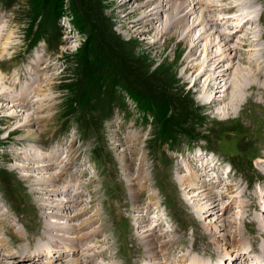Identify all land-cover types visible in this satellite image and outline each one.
I'll return each instance as SVG.
<instances>
[{
    "label": "rangeland",
    "instance_id": "obj_1",
    "mask_svg": "<svg viewBox=\"0 0 264 264\" xmlns=\"http://www.w3.org/2000/svg\"><path fill=\"white\" fill-rule=\"evenodd\" d=\"M159 1L161 0H158V2ZM191 1L195 2L198 0ZM204 1L203 3L197 5L198 10L196 14L200 15L203 9V13H207L206 18H212V12H209L207 9L208 5L213 4L214 0H207L206 2ZM235 1L237 3H241L244 0H234V2L230 3V5L235 4ZM12 2V6L9 8L3 4H0V32H2V36L0 38V54L6 51L3 55H0V70H2L3 75L6 76L8 81L11 78H16L18 80V84L16 83L14 89L15 93H18L17 91L21 90L22 86H26V82H29L30 87L28 88L30 89L38 87L39 92L35 98H39L38 100L42 105L40 106L38 113L35 114L38 116H43L39 121L36 122L38 116L35 115L36 119L32 124L22 127L20 125H22L25 117L29 116V113H33L35 110L34 107L23 108L21 102L16 104L14 101L12 102L11 99H4L2 96H0V169L5 171L6 176L13 179V189L5 190L8 195L5 193V191H1L0 189V200H2V203L0 204L3 207V210L5 209L4 211L7 213L4 215V217L7 218H4L3 221L0 222V233L3 234L5 239L7 238V241L12 239L11 237L14 235L10 236L6 234L8 233L7 230L10 228V220H12L15 223L14 228L19 229L20 227H23L20 229L24 233V237L21 240H15L16 237L14 236L12 242H25V245L31 246H36L37 242L46 243L40 239L41 236H43L42 234H44L42 232L44 228L41 224V220H44V218H41L40 215L42 214H40L38 210V202L34 198L36 193L35 191L39 188H37L38 184L32 180L38 179L40 177L51 176V173L54 174L55 172H61V169H63L64 166L63 163H60V159H64L69 155L70 159L73 161V176L82 182V186H86L85 192L83 194L84 200L82 199L81 201L84 203V201L87 202V200L91 201V198L95 199L96 207L100 211L101 217L104 218L103 221L106 222V224L104 222V225H109V227L104 228L103 234H101L102 236H92L93 240L95 239L93 241V243H95L93 246L100 251L94 258L95 264H147L145 261L139 262V255L142 252L143 254L146 252V245L143 243L145 245L144 246L137 240V235L140 234L143 236L146 233H144V231H147V229L143 230L142 227L137 229V226L132 222V219L136 218L135 210L139 207H144L145 211L150 209L152 212L149 214L151 219L155 218L156 216L162 218L161 213L164 209L171 215L170 209L168 207L165 208L164 206L166 204L165 197L168 199L170 197L177 203L178 209L183 214V218L181 217L184 221L183 225L185 227L187 226L185 231L186 233L189 232V237L185 240L189 246H193V239L191 238L190 233L196 229V226L195 229L191 226V221L194 222V217L193 212L190 209V204L187 202L188 198L191 199V193L194 191L188 192V190L183 187L182 182L176 181L174 178L176 175L181 177L178 170L179 166L177 165L180 158L186 160L189 155L193 156L194 152H196V148L194 149L187 146L190 138L185 137L187 136L185 134L190 133L191 130L195 133L189 136L197 135L200 137L210 138V142L213 145L211 146L224 160L231 161L232 157L241 156L244 159L245 168L237 171L234 169L232 176H235V180L233 181L234 183L242 184L244 187H246L256 175L254 170H256V168L259 166L258 162H260V156L264 154V92H259V97L263 102H254L253 104L249 105L246 111L242 113L239 120H237V116L240 115V112L246 104L242 107V109L237 108L236 110H238V112L234 115L229 114L228 110H225V112L227 111L225 114L227 116H224L223 114L225 112L221 110V106H224L229 99L226 98V100H223V98H221V96L224 95L223 91L226 90L228 86L221 90L218 93L219 95L217 94V91H213V89L209 90V94L207 95V92H205L206 89L202 86V83L209 75L213 76L218 73V69H229V71H235L237 67L235 63L237 62V59L242 58L246 54V50H244V48L237 50L240 54L235 51L237 56L230 60V62L233 61L235 63H233V65L230 67H228L230 62L228 59H226L225 55L223 61L220 63L224 64L226 62L228 65L225 63L224 66H219L217 68L206 66L204 62L206 55L204 52H202L203 47H199L201 51L197 50L195 53V56H197L196 58L191 54L192 50L189 46L192 39H195L200 35L199 33L201 32V27L203 26L202 24L197 26V29H193L189 36L186 35L187 29L185 31L184 27L180 24H178V26H170V24H168V27H166L165 31H162L161 28L152 30L150 26L146 25L143 28H140V30H136L135 27L130 28L131 25L126 27L119 18L121 15H123L121 12L123 8L121 7L122 0H64L62 9L59 11L57 17L59 19L58 23L55 26H53L52 21L49 22V20L45 19V16L42 19H38L32 23L34 13L32 4L29 0H13ZM137 2H145L147 4L145 10L147 11L152 10L153 6L157 3L156 0H140ZM214 2H216V0ZM256 3L258 17L261 14L258 11H262L261 16L264 18V0H256ZM137 4L138 3L134 5ZM213 5H216V3ZM50 9L51 8H47L46 12H48ZM142 11L143 9H141V12ZM251 11H253V9H251ZM230 12L233 14L237 11L232 9ZM226 13L227 11L220 13L219 16L225 15ZM159 15H161L162 18H166L168 16V12H160ZM192 16L193 17H190L189 23H192L195 20L194 15ZM40 25H44V29L42 31L49 33L51 37L47 41H41L34 49H31L29 46L30 39L37 29L40 30ZM210 26L211 28H208L209 32H213L217 35L213 29L215 30V28H218V25H215L214 22L211 21ZM167 29H169V31H166ZM223 29L225 30V28ZM256 29L258 31L264 30V23H260L257 20ZM213 37L216 38L215 35L211 36V38ZM238 38L239 35L235 36V40ZM232 39L234 42V37ZM223 41L229 43V46L233 44L231 43L232 40L226 41L221 39L220 42L222 43ZM263 42L264 40L261 42V44ZM6 43H10L8 44V49H4V47L7 46ZM203 43L205 44L206 42L203 40ZM262 45H264V43ZM225 54H227V52ZM83 57H85V60L87 59L84 63L82 60ZM32 60H36L37 62L33 63ZM184 61L189 63V71L185 70V65H182ZM99 62L101 64H99ZM107 63H112V66L115 69L113 72L110 71L111 81L103 85V74L108 71V66L106 65ZM9 65L11 67H9ZM32 78H34V80L36 78L34 87H32L33 85L31 84ZM183 78H186L188 83L184 82ZM231 79L233 80V77ZM195 82H197L198 85L195 86ZM244 82L246 84V81ZM9 83L14 84V82ZM250 88L251 87L247 86L245 89L247 93H250ZM2 90L4 89L0 87V92ZM212 93H214L213 96ZM136 94L149 97L151 101L154 102V104L159 103V101H162V99H168L170 101L171 110L167 114V117L171 118L172 122L168 127L169 130H171V135H178L182 141V145L176 149L174 153H169L170 159L159 155H157L156 159L152 155L154 150L158 149L161 144L160 137L163 136L160 133L161 124H159L155 119L157 113L151 108L150 109L152 111L147 109L140 102H138L139 97ZM75 98L79 100L81 99V103H79V105H75V109L68 110L69 105ZM219 99L221 100L218 101ZM43 100L48 104H43ZM82 100H87V102H83ZM112 101L115 102L111 104ZM119 101H121L123 106H125L123 110L117 106V104L119 105ZM219 103L221 104L219 107L220 111L219 109L216 110V107ZM35 105L37 107V104ZM111 107L112 111L109 109ZM70 111H72V113H70ZM248 111L251 112L249 113ZM214 116L220 117L222 119H227L229 117L233 119L225 121L218 118L215 119ZM78 119H83L84 124L82 125ZM248 119L249 124L247 123ZM86 120L88 121V127L86 126ZM89 121H91V126ZM67 124L70 126L66 127L65 125ZM228 126H231V129ZM85 127L87 130H89V138L84 139V136L81 135L83 134L81 133V129H84ZM65 128L69 129L66 131ZM27 131L39 132L42 142L33 144L28 140L27 136H25ZM39 134L35 137H39ZM244 135H246V137H244ZM199 143L205 144L207 142L200 141ZM36 146L42 147V150H47L48 153L53 151H48L47 148L51 150H61L60 152L62 155L58 157L60 159L58 160L59 163L57 164L56 169H51L52 171H48L47 169H43L41 166L36 165L40 164L39 159H37L36 156H39L41 153H43L41 151H36L34 148ZM257 146H259V149ZM95 150L102 153L104 156V158L101 160V163L105 164L104 166L106 172L103 166L96 164L98 161H96V163L94 162L93 154L91 153H94ZM25 151L30 154V157L22 158ZM124 151L127 153V157L123 160V158H121L119 155H121V153ZM35 152L36 155L33 156V153ZM250 152L254 155L250 156ZM17 153L21 156H18ZM132 156L135 157L133 158ZM30 158H32V160ZM205 158L206 157H204V159ZM251 158L253 159L252 162L250 160ZM130 159L135 161L133 162L134 166H142V173L145 176L140 177L136 181L137 185L135 188L128 186L129 182H132V178L136 177L138 174V170H133L131 173H128L127 164L131 162ZM116 161L118 164H116ZM202 162L205 164L204 161ZM203 163L201 164L203 165ZM165 165H167V167ZM191 165L195 169V160L191 161ZM16 167L17 171H15ZM196 169L198 170L199 168ZM201 169L199 170V173L203 174L206 172L204 171V168ZM64 172L65 170L63 173ZM24 175H28L31 178H25ZM250 175L251 177H249ZM168 177L172 178L170 179ZM15 178L18 181H15ZM63 180L64 181L61 184L54 186L58 187L59 189L56 192L54 189H52V186H48L45 192L37 194L42 201L46 200L47 196L51 197L49 204L53 205V210H57L61 207L59 212L64 215H69L71 214V210H74L72 212H76V205H74L72 202H69L68 200L67 201L69 204L65 202V204L62 205L63 207L59 205L61 203H57V198H65V196L62 195V188H65L68 177H65ZM114 180L119 183L121 190L120 192L122 194L119 193V190L110 186L109 189L107 188L108 182ZM174 182L176 183L174 184ZM124 186L126 189L123 188ZM160 186L163 187L161 188ZM261 186L262 184L260 183V185L254 187L261 188ZM205 187L208 188V184H206ZM3 188H7L5 184L3 185ZM142 188L144 190H142ZM160 189H162L164 192H162ZM182 189L188 192L186 196L185 194H182ZM197 189L198 188L195 187L193 190ZM220 189L221 191L223 190L222 188ZM220 189L217 188L216 190L218 191ZM250 189L251 188H249V190ZM76 192H78L77 188L76 190L72 189L71 196L75 195ZM52 195H54V198ZM229 198L230 196L228 199ZM28 203L30 205L32 204V207ZM83 203L80 205V208L85 207L83 206ZM199 204L202 206H209V203L207 204L203 200L199 201ZM88 206H90V203ZM17 208L20 211L15 210ZM50 208L51 207L46 208L45 210H50ZM236 208H238V206ZM198 209L200 210L199 206L197 207V211ZM210 210L211 212L209 213L205 212L206 214L204 217L197 214L200 220H204V224H210L211 222H214L215 219H217L216 209L213 208ZM172 215L174 214L172 213ZM49 216L48 220H54V222H50L52 224H56L58 221L66 222L69 219L67 216L57 218L52 214ZM130 220L131 222H128ZM118 221L120 222L121 226ZM162 221L163 220L161 219V223ZM67 222L69 223L70 221ZM168 222L170 224L166 226L161 224V226L158 227L159 229H156L157 232L155 234V238L157 239L156 242L158 241L156 243L158 248H162L159 247V245H162L163 241L165 240L161 237V234L166 232V230H169V228L173 229L168 231V233L170 232L169 234L173 238H176V236L181 234L182 230L184 231V229H182L173 218L170 220L168 219ZM219 222L222 223V220ZM68 223L67 225H70ZM173 225H175L176 228H174ZM151 226L148 225L145 228H150ZM177 230H179V232H177ZM88 231L90 232V230ZM122 235L126 236L123 238ZM89 238L92 240L91 237ZM88 240L89 239H86L85 241V247L86 243L90 242ZM111 241H114L113 243L116 244H113ZM46 246L49 247V244L46 243ZM103 248L108 251L107 253L109 255L112 254L110 258H104L107 255L103 251ZM168 249H170V246ZM90 251H92V249ZM7 253L8 251L5 250V254ZM125 253L126 255H124ZM76 257L79 258V256H75L74 258ZM81 257L83 256L81 255ZM71 258L69 257V259ZM109 259L111 260L108 261ZM67 260L68 259L60 261L59 263L65 262ZM100 260L102 261L100 262ZM1 262L2 263L0 264L8 263L4 261ZM10 264L30 263L15 262Z\"/></svg>",
    "mask_w": 264,
    "mask_h": 264
},
{
    "label": "bare ground",
    "instance_id": "obj_2",
    "mask_svg": "<svg viewBox=\"0 0 264 264\" xmlns=\"http://www.w3.org/2000/svg\"><path fill=\"white\" fill-rule=\"evenodd\" d=\"M137 1H140V0H122L121 7H123V8H122L121 12L123 13V15H121L119 18L121 19V21L123 22V24L126 27L128 25H131L130 28H132V27L134 28L135 27L136 30H140V28H143L146 25V26H150L152 28V30L161 28L162 31H165L166 27H168L167 26L168 24H170V26H173V25H177L178 26V24H180L181 26L184 27L185 31L187 29L186 35L189 36L192 33L193 29H195L197 26L202 24L203 26L201 27V32L199 31L200 35L198 37H196L195 39H192V41L190 42L189 46H190V48L192 50L191 54L194 55V56H195V53L197 52V50L201 51L199 49V47H201V46L203 47L202 52H204V54L206 55L205 60H204L206 66L215 67V68H217L219 66H224V64L226 62L224 64L220 63V62L223 61L224 55H225L226 59H228L229 62H230L231 59H234L237 56L235 51L240 50L242 48H244V50H246L245 51L246 54L242 58H238L237 59L238 63L237 62L235 63L233 61L230 62L229 65L226 63L228 65V67L232 66L233 63H235V65H237L235 71H229V69H221V70L218 69V73L217 74H215L213 76L209 75L204 80V82L202 83V86L206 89L205 92H207L206 93L207 95L209 94V90L213 89V91H217V94H218L221 90H223L225 87L228 86V88L223 91L224 95H222L221 98H223V100H226V98H229V99H228V101L226 102V104L224 106H221V104L219 103L218 106L216 107V110H218L219 107L221 106V110H223L224 112H225V110H228L229 114L234 115V114H237V112H238V110H236L237 108H241L242 109V107L246 104L245 107L240 112V115L237 116V120H239V118L241 117L242 113H244L246 111V109L248 108L249 105L253 104L254 102L262 101L261 98L259 97V92L260 91L264 92V47H263L264 45L262 46V44L264 42L261 44V42L264 40V30H259L258 31L256 29V24H257L256 0H248V1L244 0L241 3H237L235 1L237 4H233V5H230V3L234 2V0H230V1L229 0H216V2H214L215 1L214 0L213 4L216 3V5H213V4L208 5V9L207 10L209 12H212V18L209 17V19L206 18V14L207 13L206 14L203 13V9H202V13L200 15L196 14V12L198 10L197 5L200 4V3H203L204 0H198V1H195V2L191 1V0H161V1L158 2V0H156L157 3L153 6L152 10H148L149 12L147 10H145L146 5H147L145 2L141 3V2H137ZM206 1H204V2H206ZM179 2H181V3H179ZM136 3H138V4L134 5ZM207 3H210V2H207ZM141 9H143L142 12H141ZM232 9L236 10V11H238L240 13L238 15L236 14L235 16H231L228 13H231L230 10H232ZM251 9H253L254 12L251 11ZM260 9H262V8H260ZM225 11H227V14L219 16L220 13H223ZM140 12H141V14H140ZM160 12H168V16L166 18H162L161 15H159ZM258 12H260V11H258ZM192 15H194V18L197 21L194 20L192 23L191 22L189 23L190 17H193ZM211 21H213L215 25L216 24L218 25V28H215V30L213 29V31L215 33H217V35L214 34L213 32L210 33L209 30H208V28H211V26H210V22ZM258 21H260L262 23V18L258 19ZM246 27H250V28L248 29ZM223 28H225V30ZM262 29H263V27H262ZM166 31H169V29H167ZM1 34H2V32H0V38L2 36ZM212 35H215L216 38H214V37L211 38ZM237 35H239V38L235 40V36H237ZM233 37H234V42H233V39H232ZM2 39H3V37H2ZM221 39L222 40H226V41L227 40L228 41L232 40L231 43H233V44H231L229 46V43H227V42L223 41L221 43L220 42ZM203 40L206 42L205 44L203 43ZM8 44H10V43H6L7 46H5L4 49H8ZM247 46H254V48L250 49V50H247V49H245ZM5 52H3L1 54L3 55ZM226 52H227V54H225ZM10 56H12V55H10ZM1 57H3V56H1ZM195 57L197 58V56H195ZM32 61H33V63L37 62L36 60H32ZM182 65H185V70L189 71V67H188V66H190L189 63H186L184 61ZM9 67H11V66L9 65ZM222 68H225V67H222ZM26 69H28V68H26ZM33 70H34V68H33ZM216 72H217V70H216ZM16 73H17V71H16ZM39 76H40V74H39ZM232 77H233V80L231 79ZM183 79H184V82H187L186 78H183ZM38 80H39V78H38ZM35 81H36V78H35V80H34V78H32V80H31V84L33 85L32 87H34V85H35L34 82ZM244 81H246V84H245ZM9 82H14V84L13 83H9ZM17 82H18V80L16 78H11L8 81V79H6V76L3 75L2 70H0V87L4 89V90H2L0 92V96H2L4 99H11L12 102L14 101L16 104L21 102V105H22L23 108H28V107H32L33 108L34 107V109H35L33 111V113H31V114L29 113V116L25 117L22 125H20V126L24 127V126H28V125L33 123V121L36 119V116H38L35 113H38V111L40 110V106L42 104L38 100L39 98L38 99L35 98V96L38 95V92H39V89H38L37 86H36L37 88H34V89L31 88L30 89V88H28V87H30L29 82H26L27 83L26 86H22L21 90H18L17 91L18 93H15L14 89H15V85H16ZM194 85L196 86V85H198V83L195 82ZM12 86H13V88H12ZM247 86L251 87L249 89L250 93H247L246 90H245L247 88ZM213 94L214 93H212V96H213ZM209 98H211V97H209ZM220 100L221 99H219L218 101H220ZM46 103L47 102H44V100H43V104H46ZM35 104H37V107H36ZM2 106H4V105H2ZM219 111H220V109H219ZM226 113H227V111L223 115L227 116V115H225ZM42 116L43 115H39L37 117V119H36V122L39 121ZM214 118L215 119L218 118V119L225 120V121L233 119V118H230V117L227 118V119H222V118L216 117V116H214ZM113 122H114V120H113ZM240 122L242 124L241 119H240ZM247 123L249 124V119H248ZM221 125H222V123H221ZM235 126H236V124H235ZM244 126H245V124H244ZM211 128H213V127H211ZM224 129H225V127H224ZM236 129H237V127H236ZM243 129H245V128H243ZM211 132H212V130H211ZM240 133H242V132H240ZM38 134H39V132H36V131H27L25 136H27L28 140L31 141L34 144V143H37V142H42L40 134H39V137H35ZM261 134H262V132H261ZM250 135H252V134H250ZM104 137H105V135H104ZM244 137H246V135H244ZM229 138H230V136H229ZM263 138H261V139H263ZM130 139H132V138H130ZM124 142H125V140H124ZM243 142H245V141H243ZM263 143H264V141H263ZM263 143H262V145H263ZM243 145H244V143H243ZM243 145H241V146H243ZM70 147H72V146H70ZM258 147L259 146H257V148ZM34 148L36 149V151L43 152L39 156H36L37 159H39V163H40V164H36L37 166H41L43 169H47L48 171L49 170L52 171L51 169H56V166L59 163L58 160L60 159L58 157L62 155V153L60 152L61 151L60 149L51 150V149L46 147L48 149V151L49 150L53 151L51 153H48L47 150L46 151L42 150V147H37L36 146ZM245 148H247V147H245ZM128 149H129V147H128ZM251 151H253V150H251ZM20 154H22V153H20ZM258 154H260V153H258ZM17 155L21 156L18 153H17ZM34 155H36V152L33 153V156ZM252 155H254V154L251 153L250 156H252ZM119 156H121V158H123V160H124L127 157V153L124 151ZM23 157L28 158V157H30V154L27 151H25V153L23 154L22 158ZM67 157H65L64 159H60V161H61L60 163H63V166H64L63 167V169L65 170L64 173H63L64 170L61 169V172H59V173H56V172L54 174L51 173L50 174L51 176L40 177L38 179L32 180L33 182L38 184L37 188H39V189L38 190L36 189V191H35L36 193L34 192L35 193V197L34 198L38 202V210H39L40 214H42L40 216H41V218H44V220H41L42 227L44 228V230H42V232L44 234H42L43 236H41L40 239H41V241L43 240L44 242L48 243L50 245V249L49 250H45L46 249L45 247H41L44 244L31 246V245H25V242H10V241H7L6 240L7 238L5 239L3 234L0 233V263H2L1 261L8 262L6 264L15 263V262L16 263L26 262V263H30V264H93L95 262L94 258L100 251L97 250L96 247L93 246V244H95V243H93V241L95 239L93 240L92 236H94V235L97 236V237L98 236H102L101 234H103L104 228L109 227V225H108L109 223L107 224L108 226L104 225V222H105V221H103L104 218L101 217L100 211L96 207L95 199L91 198V201L87 200V202L84 201V203L81 201L82 199L84 200L83 194L85 192V187L86 186L85 185L82 186V182H80L78 179H76L73 176V173H74V169L72 168V162L73 161L70 159L69 155ZM132 157L134 158L135 156H132ZM260 157L262 159L261 164L259 166V168H260V179L262 180L261 181L262 186H261V188L260 187L259 188L258 187L257 188L253 187L251 190H248L247 188L243 187L242 185H238L237 183H234V182H231L230 184H228V183L224 182V180L220 176L216 177L215 179H213V177L209 176L210 173H211V167H210L211 165H209V163L207 161L202 159V161L205 162V164H204L202 161H200L201 158H199V157H198V162H195V169L199 168L198 170L197 169L194 170L191 167L189 161H187L186 164L185 163L182 164L181 162H179L178 163V166H179L178 170H179V174L181 175V177H179V175H176V176H174V178L176 179V181H181L183 187L186 190H188V192L194 191L193 193H191V196H192L191 199L188 198V202H187V203L190 204V209L193 212L194 222H192V224L193 225L197 224L196 225V229L194 227L195 230H193L190 233V236L193 239L192 240L193 241V246L190 247L188 245V243L186 242L185 239H187L189 237V235L187 233H185V232H183L182 235H180L178 238H173L169 234L170 232L169 233L168 232H163L161 234L162 235L161 237L164 238L165 240L163 241L162 245H159V247L163 248V250H164V252H163L162 248H158L156 246V243L158 241L156 242L157 239L155 238V234L157 232L156 229L160 225L157 224L155 226H151L152 219H154V218L151 219V216L149 215L150 214L149 212L151 210L148 209L147 211H145L144 207H139L137 205L139 208L136 206L138 208V209L135 210V212H136V214H135L136 216L135 217L136 218H133L132 220H133L134 224L137 226L136 227L137 229H140V227H142L143 230L147 229V231H144V233L145 232L146 233L143 236H141L140 234L137 235L138 242L141 243V244L144 243L146 245V250H145L146 252L144 254H143V252L140 253L139 262L140 261H145L147 264H248L249 258H252L256 262H259L261 260L264 263V207H263L264 206V154H262ZM139 158H140V156H139ZM30 159L32 160V158H30ZM33 160H35V159H33ZM133 162H135V161L131 160V162L127 164V171H128V173H131L133 170H138V174H137L136 177L132 178V182H129L128 186H130L131 188H135L136 187V185H137L136 181L140 177H145L143 175V173H142L143 172L142 166H134ZM150 163H152V162H150ZM201 163H203V165ZM30 164H32V163H30ZM116 164H118L117 161H116ZM34 165H35V163H34ZM157 166H159V165H157ZM200 168H204L205 169L204 171H206V172L203 173V174L198 173ZM15 171H17V167H16ZM153 174H155V173H153ZM24 176H25V178L29 177L28 175H24ZM65 177H68V180L66 181L67 185L65 184V188H62L63 189L62 190V192H63L62 195H64L65 198H63V199H61V197L59 199L57 198L58 201L60 200L59 202L57 201V203H61L59 205L62 206L63 204H65V202L68 203V201H69V202H72L74 205H76V212H72L74 210H71V214H69V215H64V214L60 213L59 211H60L61 207L58 208L57 210H53V208H52L53 205L49 204V201H50L51 197L47 196L46 200L42 201L41 198H39V196L37 194V193L45 192L47 190L48 186H52V189H54V191L56 192L59 189H58V187H54V186H57V185L61 184L64 181L63 179ZM229 177L231 178V172L229 173ZM30 178L31 177H29V179ZM168 178H170V177H168ZM108 180H109V178H108ZM120 180H122V179H120ZM15 181H18V180H16V178H15ZM211 182H212V184L209 185ZM120 183H122V182H120ZM175 183L176 182H174V184ZM206 184L209 185L208 188L205 187ZM118 185H119V183H118ZM195 187H197L198 189L197 190H193ZM76 188H77L78 192H76L75 195L71 196L72 189L76 190ZM123 188H125V186ZM217 188H219V189L222 188L223 190L221 191V189H220V190L217 191L216 190ZM108 189H109V187H108ZM139 189H141V188H139ZM164 189H166V188H164ZM142 190H144V189L142 188ZM23 192H24V190H23ZM188 192H186L185 190L182 189V194H185V196L187 195ZM64 196H62V197H64ZM139 196H140V194H139ZM229 196H230V198L228 199ZM52 197L54 198V195H52ZM1 198H2V196H1ZM131 199H133V198H131ZM227 199H228V201L226 202ZM201 200L205 201L207 204L209 203V206L200 205L199 201H201ZM100 201H102V200H100ZM142 201H144V200H142ZM32 203H34V202H32ZM82 203H83V206H85L84 208L83 207L80 208V205H82ZM89 203H90V206H88ZM133 203H135V202H133ZM40 204H41L42 207L40 206ZM203 204H204V202H203ZM48 206L51 207L50 210H45L46 208H49ZM114 206H115V204H114ZM198 206L200 207V210L198 209L199 212L197 211V207ZM237 206H238V208H236ZM213 208L216 209V215H217L216 217H217V219H215L214 222H211L210 224H204V220H200L198 218L197 214L204 217V215L206 213L211 212L210 209H213ZM157 209H160V208H157ZM4 210H3V207L0 204V222L3 221L4 218H7V217H4V215L7 214L6 211H4ZM130 213H132V212H130ZM130 213H128V214H130ZM51 214L54 217H56V218L57 217H64V216L66 217L67 216V218H69L67 221H70V222L68 223L67 221L66 222H59L58 221V223L52 224L50 222H54V220H52V221L48 220V216L51 215ZM124 214H125V212H124ZM82 217H83V219H82ZM222 217H223V219H222ZM221 220H222V223L219 222ZM10 221H11L10 226H13L15 223L12 220H10ZM24 223H25V221H24ZM67 223L70 224V225H67ZM105 224H106V222H105ZM148 225H150L151 227L150 228H145ZM20 228H23V227H20ZM28 228H29V226H28ZM40 230H41V228H40ZM88 230H90V232ZM163 230H165V229H163ZM110 232H112V231H110ZM23 234L24 233L21 230L17 229L15 231V237H16L15 240H21L24 237ZM125 236H123V238ZM12 237H14V236H12ZM89 237H91L92 240ZM105 237H107V236H105ZM86 239H89L88 241H90V242L86 243V247H85ZM37 241H39V240H37ZM113 244H116V243H113ZM119 245H117V246H119ZM38 246H40L42 248V250H44V251H42L41 253H38L37 255L31 254V251L34 250ZM169 246H170V249H168ZM121 247H122V245H121ZM157 248H158V250H157ZM91 249H92V251H90ZM5 250L8 251L7 254H5ZM103 251L107 255L104 258H107V259L110 258V256L112 254L109 255L107 253L108 251L106 249H104V248H103ZM195 251L200 256L195 255L194 254ZM118 252H120V251H118ZM138 252H139V250H138ZM81 255L83 257H81ZM125 255H126V253H125ZM75 256H79V258H77V257L74 258ZM69 257L70 258L73 257V258L69 259ZM206 257H210V260H206L205 259ZM66 259H68V260L65 261V262L59 263L60 261H64ZM102 260H100V262ZM110 260L111 259H109L108 261H110ZM131 260H132V258H131ZM114 261H115V259H114ZM128 261H130V260H128ZM120 262H122V261H120ZM105 264H108V263H105ZM110 264H115V263H110ZM122 264H124V263H122Z\"/></svg>",
    "mask_w": 264,
    "mask_h": 264
},
{
    "label": "trees",
    "instance_id": "obj_3",
    "mask_svg": "<svg viewBox=\"0 0 264 264\" xmlns=\"http://www.w3.org/2000/svg\"><path fill=\"white\" fill-rule=\"evenodd\" d=\"M12 1L13 0H0V3L5 4L7 7H11L12 3H13ZM29 1L32 4L33 13H34L32 23H34L38 19H42L44 16H45V19L49 20V22L52 21L53 26H55L58 23L59 19L57 17H58L59 11H61V9H62L64 0H29ZM47 8H51V9L48 12H46ZM39 27H40V30L37 29L33 33L32 38L30 39L31 47L36 45L40 40H42V39L48 40L51 37L49 33L42 31L44 29V25H42V26L40 25ZM82 60L84 63V62H86L87 59L85 60V57H83ZM99 64H101V63L99 62ZM106 65L108 66L107 67L108 71L105 74H103V78H102L103 85H105L106 83L111 81V72H113L115 69L112 66V63H109V64L107 63ZM136 95L139 97V98L137 97L138 102H140L147 109L151 108L157 113V115L155 116V119L159 124H161V129H160L161 132L160 133L163 135L160 137L161 144H168L170 146L177 144L179 142L180 137H178V135L177 136L171 135V130H169V127H168L172 122V119L167 117V114L171 110L170 109V105H171L170 101L168 99H162V101H159V103L154 104V102L151 101V99L149 97L144 96V95L141 96L140 94H136ZM82 101L87 102V100L86 101L82 100ZM114 102L115 101H112L111 104H113ZM79 103H81V99L80 100L77 98L73 99L71 104L69 105L68 110L75 109V107H76L75 105H79ZM88 103H89V100H88ZM119 105L117 104V106L121 107L122 109L125 108V106H123L121 101H119ZM109 109L112 111V107ZM70 113H72V111H70ZM87 120H86V126L88 127V124H87L88 121ZM79 122L82 125L84 124L83 119H80ZM89 123L91 126V121H89ZM81 131L83 134L87 135L89 130H87V128L85 127L84 129H81ZM192 134H194V132L190 130V133L185 134V135H187L185 137H189L190 139H194V138L198 137L197 135L189 136Z\"/></svg>",
    "mask_w": 264,
    "mask_h": 264
}]
</instances>
